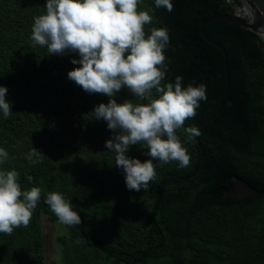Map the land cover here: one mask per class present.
Returning a JSON list of instances; mask_svg holds the SVG:
<instances>
[{
    "label": "trees",
    "instance_id": "16d2710c",
    "mask_svg": "<svg viewBox=\"0 0 264 264\" xmlns=\"http://www.w3.org/2000/svg\"><path fill=\"white\" fill-rule=\"evenodd\" d=\"M46 2L0 0V85L8 88L13 111L7 118L0 113V146L9 152L2 167L20 173L22 190L42 189L28 226L0 233V264H45L42 213L59 221L45 202L51 192L63 193L81 215V224L68 225L70 235L61 237L64 264H264L263 36L224 20L206 26L228 51L230 88L218 116L200 128V141L178 130L189 165L158 167L149 188L137 192L127 189L115 153L105 147L112 130L91 113L108 97L68 79L80 66L71 63L77 54L49 56L46 46L31 39ZM172 2L171 12L155 8L154 0H142L138 10L154 9L146 34L152 28L169 31L162 84L182 76L184 87L206 85L207 100L185 121V127H198L215 115L227 86L224 53L200 28L214 12L233 10L225 0ZM115 98L148 102L126 88ZM32 147L45 155L42 162L29 163ZM145 151L133 145L129 155L143 162L150 159ZM170 173L175 175L167 178ZM236 177L260 194L228 197L221 188Z\"/></svg>",
    "mask_w": 264,
    "mask_h": 264
},
{
    "label": "clouds",
    "instance_id": "9594fccd",
    "mask_svg": "<svg viewBox=\"0 0 264 264\" xmlns=\"http://www.w3.org/2000/svg\"><path fill=\"white\" fill-rule=\"evenodd\" d=\"M140 3L142 0H47L46 12L34 18L31 36L34 44L47 47L49 56L77 54L79 59L71 63L80 66L68 72V79L89 94L108 97L107 104L100 103L91 113L112 130L105 147L115 153V165L123 171L127 189L137 192L149 188L158 167L172 161L181 168L189 165L190 154L177 133L183 129L186 139L201 135L197 127H185V121L207 100L204 83L184 87L183 77L177 76L175 83L162 84L168 68L164 50L169 45V31L167 27L152 28L146 34L154 9L138 10ZM154 5L173 10L172 0H154ZM123 88L148 102L125 99L118 103L115 97ZM7 93L8 88L0 85L4 118L13 112ZM133 145L146 149L144 154L150 159L142 162L130 156ZM44 156L32 147L27 160L37 164ZM8 159L9 152L0 146V233L11 234L15 228L28 226L42 189L22 190L20 173L2 167ZM45 202L61 223L81 224V215L63 193H48Z\"/></svg>",
    "mask_w": 264,
    "mask_h": 264
},
{
    "label": "water",
    "instance_id": "95a60500",
    "mask_svg": "<svg viewBox=\"0 0 264 264\" xmlns=\"http://www.w3.org/2000/svg\"><path fill=\"white\" fill-rule=\"evenodd\" d=\"M248 9L249 12V19H244L236 16L233 12L228 13H220V12H214L210 17H208L201 25L200 31L202 36L206 39V41L212 45H215L219 47L225 57V71L227 75V86L224 92L221 93L218 99L217 103V110L215 115L199 125L197 128L200 130L201 127L205 126L207 123L211 122L213 119H215L219 112H220V103L224 97V95L227 93V91L230 88L231 85V76H230V65H229V54L226 49V47L213 40L206 29V26L216 20H224L228 21L230 23H235L237 25L243 26L249 30L255 31L259 34H261L264 37V0H242ZM198 141H200V137L196 136ZM202 144V143H201ZM204 160V153L202 155V162ZM174 173H170L167 175V178L174 176ZM222 192L225 193L230 198L235 199H246V198H252L255 196H258L260 194V191L253 186H251L247 181L240 177H236L234 183L229 187H222Z\"/></svg>",
    "mask_w": 264,
    "mask_h": 264
},
{
    "label": "rangeland",
    "instance_id": "374dc122",
    "mask_svg": "<svg viewBox=\"0 0 264 264\" xmlns=\"http://www.w3.org/2000/svg\"><path fill=\"white\" fill-rule=\"evenodd\" d=\"M86 219L88 222V217ZM41 224L45 239V264H64L65 245L61 237L69 234L68 225L52 221L46 213H42Z\"/></svg>",
    "mask_w": 264,
    "mask_h": 264
},
{
    "label": "built area",
    "instance_id": "2783aa9c",
    "mask_svg": "<svg viewBox=\"0 0 264 264\" xmlns=\"http://www.w3.org/2000/svg\"><path fill=\"white\" fill-rule=\"evenodd\" d=\"M225 1L228 3V5H230V7L233 10L232 12L236 16H238L240 18H244V19L250 18L248 9L246 8V6L242 0H225Z\"/></svg>",
    "mask_w": 264,
    "mask_h": 264
},
{
    "label": "flooded vegetation",
    "instance_id": "af4514ba",
    "mask_svg": "<svg viewBox=\"0 0 264 264\" xmlns=\"http://www.w3.org/2000/svg\"><path fill=\"white\" fill-rule=\"evenodd\" d=\"M233 183H234V182H233ZM233 183H232V184H233Z\"/></svg>",
    "mask_w": 264,
    "mask_h": 264
}]
</instances>
